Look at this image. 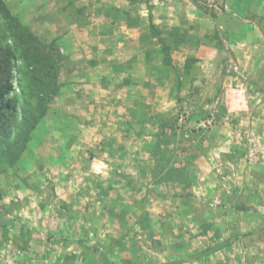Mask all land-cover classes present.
Returning <instances> with one entry per match:
<instances>
[{
  "label": "rangeland",
  "instance_id": "1",
  "mask_svg": "<svg viewBox=\"0 0 264 264\" xmlns=\"http://www.w3.org/2000/svg\"><path fill=\"white\" fill-rule=\"evenodd\" d=\"M6 2L65 59L42 126L0 174V261L166 264L238 237L185 264H264V0ZM150 23L186 35L175 69L197 59L180 91ZM165 122L185 189L154 178Z\"/></svg>",
  "mask_w": 264,
  "mask_h": 264
},
{
  "label": "trees",
  "instance_id": "2",
  "mask_svg": "<svg viewBox=\"0 0 264 264\" xmlns=\"http://www.w3.org/2000/svg\"><path fill=\"white\" fill-rule=\"evenodd\" d=\"M150 32L158 41L164 70L176 74L179 82L178 91H180L183 81L192 75L197 62L194 56H189L181 71L175 69L172 52L185 44L186 35L180 32H169L165 35L154 23H150ZM62 59L65 57L60 51L57 40L49 45L44 44L12 13L6 0H0V174L18 164L28 150L32 137L42 126L55 98L60 94L63 87L59 80ZM17 62L21 65L17 66ZM15 69L19 74L20 93H17L13 86ZM207 118L206 114L202 116L194 114L190 120L200 123ZM203 132V129H199L194 135ZM176 136L173 125L168 122L161 123L155 141L154 157L158 166L154 178L157 183L171 182L184 186L185 189L190 186L189 178L186 177V167H183L182 162L181 165L167 166L170 158L167 159L166 152L171 150V145H175ZM189 154L191 156L186 157L188 163L197 157L191 152L187 155ZM116 175L124 178L125 181L126 176L117 172ZM0 201H2L1 192ZM237 238L222 241L186 259L169 260L166 264H185L194 259L208 257L230 247L232 241ZM105 264L109 263L105 262Z\"/></svg>",
  "mask_w": 264,
  "mask_h": 264
},
{
  "label": "built area",
  "instance_id": "3",
  "mask_svg": "<svg viewBox=\"0 0 264 264\" xmlns=\"http://www.w3.org/2000/svg\"><path fill=\"white\" fill-rule=\"evenodd\" d=\"M13 86L17 93H20V88L18 85L17 79V70L13 71ZM0 264H36L35 262H30L24 256L21 255V251H17L14 255H6L2 257ZM39 264H51L47 261V263H39Z\"/></svg>",
  "mask_w": 264,
  "mask_h": 264
}]
</instances>
